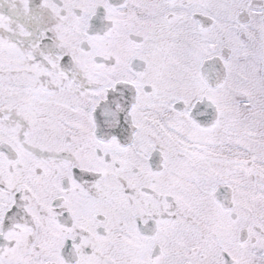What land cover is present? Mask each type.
<instances>
[{
  "label": "snow or ice",
  "instance_id": "snow-or-ice-1",
  "mask_svg": "<svg viewBox=\"0 0 264 264\" xmlns=\"http://www.w3.org/2000/svg\"><path fill=\"white\" fill-rule=\"evenodd\" d=\"M0 264H264V0H0Z\"/></svg>",
  "mask_w": 264,
  "mask_h": 264
}]
</instances>
